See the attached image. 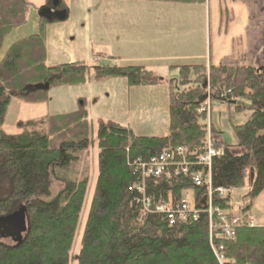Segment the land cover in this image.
Instances as JSON below:
<instances>
[{
	"label": "trees",
	"instance_id": "1",
	"mask_svg": "<svg viewBox=\"0 0 264 264\" xmlns=\"http://www.w3.org/2000/svg\"><path fill=\"white\" fill-rule=\"evenodd\" d=\"M30 7L27 0H0V52L6 37L26 24ZM48 25L39 18L37 34L12 43L0 61V184L7 181L0 187V215L24 207L29 219L21 244L8 245L0 239V264H70L86 200L87 215L73 264H221L220 256L223 264H264V227L251 226L249 215L251 201L264 189V64L179 68L178 77L167 81L168 130L162 137L134 136L129 129L102 120L97 121L94 137L83 105L70 114L22 123L19 133L7 134L2 127L12 100L47 102V91L27 92L32 85L49 82L50 90L83 84L93 70L96 80L122 78L129 87L166 83L138 66H48ZM213 101L236 105V111H248L250 117L234 128L235 148L241 152L235 154L223 145L206 165L202 159L207 113L200 110ZM209 130L217 134L212 126ZM91 149L96 150L93 175L86 157ZM176 149L187 152L176 158L179 164L186 163L185 174L180 168L175 174L173 167H165L156 177L148 175L145 164L161 155L169 158ZM194 149L200 152L190 154ZM251 170L245 196L250 202L239 207L234 235L226 240L217 212L226 221L233 219L225 213L231 208V196L220 197L218 190L229 193L242 188ZM92 177L93 190L88 191ZM54 184L59 191L52 194ZM208 191L216 209L211 222ZM186 192L193 194L192 204L183 199ZM182 206L186 212L177 210L171 218L159 210Z\"/></svg>",
	"mask_w": 264,
	"mask_h": 264
},
{
	"label": "rangeland",
	"instance_id": "2",
	"mask_svg": "<svg viewBox=\"0 0 264 264\" xmlns=\"http://www.w3.org/2000/svg\"><path fill=\"white\" fill-rule=\"evenodd\" d=\"M28 3L33 7V8L30 7V10L31 12H33L32 13L33 15L31 14L28 16L27 13V17L29 18L30 21L36 20L38 11L43 7V0H28ZM220 6L222 8L221 17L218 13L217 6H213V10L210 8L209 12L206 9V7H204L205 9L204 11L200 9V11H202V14L200 13V26L198 32L195 30V33L196 32L198 34L200 33V41L197 45V39L194 38L192 40L193 50H190L191 45L186 44L184 42H178L176 46L173 47V45L168 44V42L170 41L169 39L165 40V42H162V40L164 39H162L161 37H159L157 40L156 43L157 46L154 48H150L149 50L148 47H146L143 44V41L138 38L137 34L133 32H130L131 33L130 40L124 39V42L119 43L116 37H117V28L118 26L121 27V25L118 24L119 22L116 21L117 15L111 13L109 17L113 23L109 22L106 25L104 24L103 19H100V22H98L96 12L94 11L93 18L95 20V28H96L95 46L97 49H101L98 50V53L101 52V54L99 55L97 54L101 59L99 58V61H95V63L92 64L94 66L109 64L111 66H117V67H127V66L140 67L139 66L140 62H138L140 58L141 59L144 58V61H146L150 58V57L148 58L147 56L152 55L153 57V55H158L159 53H163V54L167 53L165 54V56L172 58L171 60H174L176 59L175 57H179V56L183 57V56L194 55L196 59L201 61L200 65H203L204 63H207L209 61L210 57H212V59L215 58L214 56L216 54L215 44L218 41V37L215 33L216 30H218L219 28L220 39L222 42L227 44V41L223 39V35L225 31L227 32V34L230 32L228 29L229 28L228 25L232 24V26L230 25V27H234V29H236L237 27H241V24L238 23V21L240 20L239 18L237 17L233 18L234 21H231L230 17L226 19L222 2ZM96 8L97 6L93 7L94 10ZM252 14H254V11H252L251 15ZM132 19L133 18L126 17L125 24L127 25V23H130L129 21H131ZM263 20L264 18H258V20L256 21L255 19L254 21L252 20L250 29H255L256 23L259 24ZM96 22L98 24H96ZM190 22H191L190 27L194 29L197 26V21H190ZM27 23L28 20L26 21V24ZM61 24H62L61 26L68 27L69 22L65 20L61 22ZM111 26H112V31L110 30ZM122 27L124 29V26ZM132 28L133 27H130V30H132ZM109 30L111 32H109ZM66 32H67L66 36H69L72 33V29L69 30L67 29ZM106 32L108 33L109 37L108 35H106ZM15 33H11L4 40L1 46L2 48L0 52V59L3 57L2 53L4 52L3 51L4 48H6L8 40L10 41L11 36ZM185 33L190 35L191 32L188 30ZM150 35L152 36L158 35V32L156 31L155 33L153 30H151ZM190 36L194 37L193 34H191ZM63 37H64V33L60 30L53 36L52 40H55V44H62V42L59 41L58 39H61ZM11 40L12 41L15 40L14 36L11 38ZM262 40L261 42L259 41V39L255 41L256 42L255 44H257L255 51L246 55L245 58L248 60L243 61V63L240 65H249L251 67H255L257 65L264 64V55L262 54L264 52V47H261L263 43ZM53 44L54 43H52V45ZM233 44L235 46L237 44V41H234ZM64 45L67 47V42H65ZM168 47L171 50L170 51L171 53L168 51ZM160 57L161 56H158V58ZM95 58H97V56H95ZM152 59L150 62H147L148 63L147 65H154ZM257 61L259 62L257 63ZM47 63L48 62H46V64ZM87 64L89 65V63ZM144 64L146 63L144 62ZM93 71L87 73L85 82L83 84L69 85V86H55L50 90H48L47 102L44 104H26L18 99L12 100L2 127L4 132L7 134L19 133L20 131L18 130V126L22 123L42 120L51 116H58V115L61 116V115L70 114L72 112H76L74 110L75 109L77 110L80 107L79 105L81 104L83 105L84 110L88 114V122L91 125V131L94 137H95L94 134L96 130V124L98 120L116 123L124 128L129 129L134 136H143V137L152 134V131L154 130L153 128L154 119L163 122L167 113L166 110H168L169 85L167 84V81L175 80L176 77H178V74L174 73L172 76L169 77V79L164 78L166 79L165 80L166 83L164 85L165 87L162 86L163 84H159L161 85V88H163L166 92V98H164L163 96H161V94H164L163 89H150L151 86H147V87L145 86L144 88H141L138 91L135 90L127 91V89L125 88V81H126L125 79L107 78L104 80H96L93 76ZM163 76H166V74H162L160 77L163 78ZM139 101H141V104L137 103ZM129 104L130 107L128 106ZM70 106H73L72 108L75 107V109L74 110L70 109ZM127 106H128V110H127ZM249 117H250V113L248 111H239V112L236 111V105L220 103L219 101H213L211 103V108L209 112L208 127L212 126V128L217 132V134L213 132L212 133L210 132V134H208L210 135L209 138L211 140L212 148L215 151H219L221 146L226 145L232 148L235 154L240 153L241 149L235 148L236 138L234 135V128L245 124L249 120ZM164 129H163V133H165L166 131ZM86 157L87 159H90V167H91L90 172L93 170L92 168H94V172L93 173L91 172V175H93L95 174L96 171V160H95L96 150L91 149L87 153ZM94 161H95V167H94ZM206 177L208 180H210L209 174H207ZM208 180H206V183L208 182ZM94 182L95 179L94 177H92V180L88 185V191L93 190ZM251 182L252 180H249L246 177L242 188L230 191L231 208L230 210L225 212L226 214L236 218L239 215V207L241 206L245 207L246 205L249 204L250 201L245 196L249 188V183L251 184ZM3 184H5L6 186L7 181L5 183H3L2 181L0 187ZM51 190H52V194H55L57 193V191H59V186L54 184ZM184 195L185 197H183V199L192 204L193 194L191 192H186ZM207 199H209L208 202L209 207H207V213L209 214V221L211 222L213 221L212 218L213 211H215L216 209L213 208L212 206L211 194L209 192L207 194ZM82 209L83 210L80 216L81 227L87 215V200L85 201ZM249 215L251 219L254 221V223L257 224V226L263 225L264 227V191L261 192L255 199L251 201V209L249 210ZM219 218L221 220L220 219L218 220L221 222L222 226H224V224L227 223L225 228H227L228 230L233 229L232 223H230L231 221H233V219H231V221L228 220L226 221L225 218L222 217ZM81 227L80 230L76 233V237L73 242V247L70 252V256H71L70 264L74 263L73 258L75 254L77 255V248L80 245L79 241L81 236L80 235L82 229ZM1 242L8 245L12 244V242L7 239L1 240Z\"/></svg>",
	"mask_w": 264,
	"mask_h": 264
},
{
	"label": "crops",
	"instance_id": "3",
	"mask_svg": "<svg viewBox=\"0 0 264 264\" xmlns=\"http://www.w3.org/2000/svg\"><path fill=\"white\" fill-rule=\"evenodd\" d=\"M62 1L64 3V6H61V8L66 10V21L69 22V24L67 27L61 26V22H52L49 23V25L47 26L45 35V57L46 62H48V66H56L70 63L92 64L95 63V61H99L100 57L98 55L101 54V52L98 53V50L101 49H97L95 46L96 28L95 20L93 18L94 11L96 12L98 22H100V19H103L104 24L106 25L109 22L113 23L109 17L111 13L117 15L116 21L119 22L118 24L121 25V27L118 26L117 28L116 37L119 43L124 42V39L130 40V32H133L137 34L138 38L143 41V44L148 47L149 50L150 48H154L157 46L156 43L159 37L164 39L162 40V42H165V40L169 39L170 41L168 42V44L173 45V47H175L178 42H184L186 44L191 45L190 50H193L192 40L194 38L197 39V45L200 41V33H197L200 26V13L202 14V11H200V9L204 11V7H206L209 12L210 8L213 10V6H217L218 13L221 17L222 8L220 5L222 2L226 19L230 17V20L234 21L233 18H239L240 20L238 21V23L241 24V27H237L236 29H234V27H230V25L232 26V24L228 25V29L230 32L227 34V32L225 31L223 35V39L227 41V44L221 41L219 35V28L218 30H216L215 33L218 37V41L215 44V58L212 59V57H210L209 61L207 63H204V65L206 67H208V65L210 64L240 65L243 63V61L248 60L245 58L246 55L255 51L257 45L255 44V41L259 39V41L261 42V40L263 39L261 47H264V20L259 24L255 22V29H250L252 20L254 21L255 19L256 21L258 20V18H264V0H209L203 4H181L157 1L131 0ZM46 5V0H43V7ZM94 6H97L95 10L93 9ZM252 11H254V14L251 15ZM27 13L29 16L33 12H31V10L29 9ZM126 17L133 18L131 21H129L130 23H127V25L125 24ZM27 20L28 23L26 25H23L12 32H16L11 36V38L14 36L15 40L12 41L10 38V41L8 40L6 48L4 49H7L12 43L16 41H20L24 38L37 34L39 20L38 14L36 20L30 21L29 18ZM190 21H197V26L194 29L190 27ZM96 24L98 23L96 22ZM122 26H124V29ZM130 27H133L132 30H130ZM67 29H72V33L69 36H66ZM60 30L64 33V37L58 39L62 42V44H55V40H52V38ZM110 30L112 31V26ZM110 30L109 32H111ZM151 30H153L155 33L157 31L158 35H150ZM188 30L191 32L190 35L193 34L194 37L185 33ZM195 30L197 31L196 33ZM106 35H108L107 32ZM234 41H237V44L235 46L233 44ZM65 42H67V47L65 46L66 44L64 45ZM52 43L54 44L52 45ZM168 51H171L169 47ZM165 54L159 53L158 55H153V57L152 55L147 56L148 58H153L152 62L154 65H147V62L151 61L150 58L146 61H144V58H140L138 60V62H140L139 66L143 67L145 70L159 77L162 74H166V76H163V78L169 79V77L172 76L174 73L178 74L179 68L188 65H200L201 62L196 59L194 55L183 57L179 56L175 57L176 59L171 60L172 58L166 57ZM262 54L264 55V52ZM95 56H97V58H95ZM158 56L161 57L158 58ZM144 62L146 64H144ZM258 62L259 61H257V63ZM164 85L165 84H163L162 86L165 87ZM125 88L127 89V91H138L139 89L144 87H129L125 81ZM150 89L163 88H161V85H156L151 86ZM163 93L164 94H161V96L166 98V92L164 89ZM137 103L141 104V101ZM128 106L130 107V104ZM72 107L73 106H70V109L74 110L75 107ZM74 111H76V109ZM166 111L167 113L163 122L154 119V130L152 131V134L148 137H162L167 134L168 110ZM163 129L166 130L165 133H163ZM252 223L257 226V224L254 223L253 220Z\"/></svg>",
	"mask_w": 264,
	"mask_h": 264
},
{
	"label": "water",
	"instance_id": "4",
	"mask_svg": "<svg viewBox=\"0 0 264 264\" xmlns=\"http://www.w3.org/2000/svg\"><path fill=\"white\" fill-rule=\"evenodd\" d=\"M38 16L48 23L63 22L67 18L66 10L61 8V0L51 2L38 11ZM49 82L29 86L27 92H46ZM253 178L251 170L250 180ZM29 231V219L24 207H18L6 215H0V239H9L13 244L19 245L25 239Z\"/></svg>",
	"mask_w": 264,
	"mask_h": 264
},
{
	"label": "built area",
	"instance_id": "5",
	"mask_svg": "<svg viewBox=\"0 0 264 264\" xmlns=\"http://www.w3.org/2000/svg\"><path fill=\"white\" fill-rule=\"evenodd\" d=\"M208 105L209 104L204 103L203 106L201 107L200 111L207 113L209 111ZM211 145H212L211 140H210L209 135H208L207 136V142H206L205 148L203 150L204 151V158L202 159V163H205L206 165H208V163L210 162V159L212 157H216L219 155V151H215ZM183 152L185 154H187L186 150H184V149H176V150L172 151V153L170 155L171 157H169V158L166 157L165 155H161L158 159L154 158V159L150 160L147 164L144 165L145 169H147L146 171L148 172V175L149 176L153 175L154 177H156V175H158L159 173L161 174V172L163 171V169L165 167H173L175 174H177L179 172V168H180L182 170V174H185L187 172L186 167H185L186 163L183 162V163L179 164L178 162H176V158H178L179 155H182ZM195 152L198 153V152H200V150H197V149L191 150L190 154H194ZM167 161H170V162L166 163ZM200 162H201V157L198 156L197 164L200 165ZM194 182L197 186H200V179L198 177H196L194 179ZM206 184L208 186V189H210V182H207ZM218 192L221 194L220 197H223L227 193L226 190H218ZM209 193L211 194V192H209ZM159 210L164 212V213H168L169 218H171L172 214L177 210L179 213L186 212L187 207L182 206L181 209L174 207L172 210L165 208V207L164 208L159 207ZM221 214H222L221 212H217L218 218L219 217L224 218L222 216L223 214L222 215ZM230 223H232V227H233V225L234 226L237 225L236 221H231ZM226 225H227V223H225L224 226H222V230H223L224 235L226 234L225 239L227 240V239L232 238L234 233H233V229L228 230L227 228H225ZM220 263L223 264L222 263V256H220Z\"/></svg>",
	"mask_w": 264,
	"mask_h": 264
},
{
	"label": "flooded vegetation",
	"instance_id": "6",
	"mask_svg": "<svg viewBox=\"0 0 264 264\" xmlns=\"http://www.w3.org/2000/svg\"><path fill=\"white\" fill-rule=\"evenodd\" d=\"M51 2V0L47 3V5Z\"/></svg>",
	"mask_w": 264,
	"mask_h": 264
}]
</instances>
